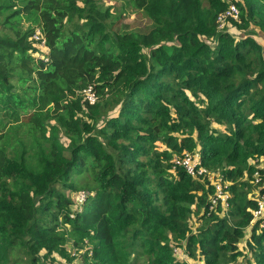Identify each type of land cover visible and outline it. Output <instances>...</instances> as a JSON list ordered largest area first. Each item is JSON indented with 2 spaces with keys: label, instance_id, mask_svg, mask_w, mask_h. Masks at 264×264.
I'll return each mask as SVG.
<instances>
[{
  "label": "trees",
  "instance_id": "16d2710c",
  "mask_svg": "<svg viewBox=\"0 0 264 264\" xmlns=\"http://www.w3.org/2000/svg\"><path fill=\"white\" fill-rule=\"evenodd\" d=\"M127 1L149 26L98 0H0V264L71 260L68 239L83 264H264V0ZM183 152L230 182L223 217L205 176L173 169Z\"/></svg>",
  "mask_w": 264,
  "mask_h": 264
},
{
  "label": "built area",
  "instance_id": "2783aa9c",
  "mask_svg": "<svg viewBox=\"0 0 264 264\" xmlns=\"http://www.w3.org/2000/svg\"><path fill=\"white\" fill-rule=\"evenodd\" d=\"M239 17L238 7L234 3H230L228 8L218 16V28L223 29L228 19L237 20ZM34 46L42 53H46L45 39L39 28H36L31 35ZM81 96L88 104H93L96 101V94L91 85H88L81 91ZM173 169L181 167L191 177L205 176L207 181L213 186V194L210 196L209 209H215L217 205H220L223 209H226L228 198L230 196L228 191L229 181L218 173L209 172L205 167L200 164L199 153L191 154L189 152H183L181 155H174L172 157ZM256 176V173L254 174ZM258 178H255V182ZM252 197L255 200V207L252 210L251 224H255L257 228L264 227V193L254 191ZM77 200L79 202L85 199V193L80 191L77 194ZM176 253L177 250L174 249ZM80 264L81 262L78 261Z\"/></svg>",
  "mask_w": 264,
  "mask_h": 264
},
{
  "label": "rangeland",
  "instance_id": "374dc122",
  "mask_svg": "<svg viewBox=\"0 0 264 264\" xmlns=\"http://www.w3.org/2000/svg\"><path fill=\"white\" fill-rule=\"evenodd\" d=\"M98 1L101 4H103L104 6H110L111 5L113 15L119 16V19L117 18L119 22L121 21L122 23H125V24L129 25L132 28L133 27L143 28V27L149 26V23H150L149 19L147 17H145L142 12L132 8L127 0H98ZM237 1H240V0H237ZM111 20L115 21L116 19H112L111 18ZM26 24L27 23H24V26ZM227 25H228V23L225 24V26H227ZM230 27H231L232 31L235 30L232 26H230ZM257 37H260V35H258ZM259 40H261V39L259 38ZM35 55L42 56L43 54H42V52L40 50H37ZM60 141L64 145L68 143V139H66L64 136H61V135H60ZM159 145H160L159 146L160 149H162L163 145L162 144H159ZM194 154H196V153H194ZM58 186H59V184H58ZM62 192L69 199H71L73 201V204H74L73 208H80L79 204H78L80 202L77 200V197H78L77 194H74L73 191H71L69 188L63 189ZM74 202L77 203V205H75ZM224 213H225V209H223L221 207V212H219L220 216L223 217ZM251 225H254V224L250 223V226ZM245 237H247V235ZM244 241H245V239L243 238L240 241V245H243ZM243 249H244V247H243ZM65 250H66L67 253H69V256H70L71 260H67V258L65 256H63V255L54 253L53 256H52V261H50V259H47L45 261V264H79L78 263L79 259H78L77 255L80 252H82L83 249H80V251L76 250V247L72 244V240L68 239V241L65 244ZM243 251H244V253H243ZM243 251L241 252V253H243V255L241 254L237 258V261H239L241 264L247 263L251 259V258L249 259L247 257V256H249L248 255L249 253L247 254L246 250H243ZM176 253H177L178 256H182V253H181L180 249H177ZM193 263L194 262H190V264H193ZM80 264H83V263H80Z\"/></svg>",
  "mask_w": 264,
  "mask_h": 264
}]
</instances>
